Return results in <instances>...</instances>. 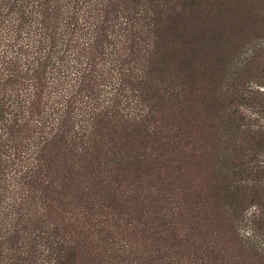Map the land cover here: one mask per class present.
Returning a JSON list of instances; mask_svg holds the SVG:
<instances>
[{"label":"trees","instance_id":"16d2710c","mask_svg":"<svg viewBox=\"0 0 264 264\" xmlns=\"http://www.w3.org/2000/svg\"><path fill=\"white\" fill-rule=\"evenodd\" d=\"M194 7L195 0H0V264H78L83 230L76 224L85 228L80 218H87L80 200L96 195L90 168L108 155L110 130L145 134L133 140L138 144L183 139L184 125L159 127L158 120L168 117L162 105L171 110L192 95V57L206 49L191 47L186 36L184 55L176 57L182 63L173 64L168 79L158 44L175 16ZM201 35L193 46L203 43ZM262 84L259 97L246 99L241 91L244 106H234L229 130L245 140L236 163L225 168L237 227L246 228L242 238L258 264H264ZM117 227L107 264H128L138 250ZM206 243L191 244L186 260L160 264H217Z\"/></svg>","mask_w":264,"mask_h":264},{"label":"rangeland","instance_id":"374dc122","mask_svg":"<svg viewBox=\"0 0 264 264\" xmlns=\"http://www.w3.org/2000/svg\"><path fill=\"white\" fill-rule=\"evenodd\" d=\"M177 18L158 44L164 78H171L174 63H182L176 57L186 36L191 47L206 53L192 57V95L185 104L170 106L171 110L162 105L168 117L158 120V125L178 123L186 134L180 142L167 139L165 145H158L156 139L152 144H138L145 134L109 131L112 143L106 139L104 146L108 155L90 168L96 195L80 200L87 218H80L85 228L76 224L83 230L78 264H107L114 226L138 250L128 256V264L186 260L191 244L202 238L210 242L204 251L217 264L256 258L258 264L259 256L242 238L246 228L237 227L234 204L225 191V168L236 163V147L245 140L229 130L234 106H244L238 100L241 91L246 99L259 97L258 82L264 86V0H195L194 9ZM200 35L206 45L193 46ZM185 119L187 123L179 122ZM260 124L264 127V121ZM141 255L145 259L137 260Z\"/></svg>","mask_w":264,"mask_h":264}]
</instances>
